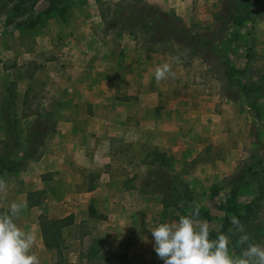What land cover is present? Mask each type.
Listing matches in <instances>:
<instances>
[{"label": "rangeland", "instance_id": "rangeland-1", "mask_svg": "<svg viewBox=\"0 0 264 264\" xmlns=\"http://www.w3.org/2000/svg\"><path fill=\"white\" fill-rule=\"evenodd\" d=\"M113 1L31 0L23 4L19 14L5 8L0 10V103L6 97L8 85L14 86L17 112L26 88H44L60 103L57 120L61 101L56 93L60 87L73 80L83 87L90 75L94 80H102L103 85L116 81L113 97L127 100L126 122H141L142 128L131 130L136 135L131 132L125 141L109 144L111 158L107 169L113 184L105 193L110 198L107 202L114 200L108 205L99 201L84 205L83 215L79 209L76 215L72 213L73 223L62 230L63 255L67 259L76 256L78 263L77 252L82 249V243L87 245L95 237L103 248L123 257L127 264H163L154 251L149 230L160 222L176 221L181 214L175 207L163 206L158 194L126 191L125 186L138 183L130 181L133 170L144 173L151 168L152 151L163 152L178 178L188 182L192 189L189 200L183 194L171 196L186 214L193 210L194 202L199 204L200 219L208 217L210 232L218 231V218L229 215L231 219L224 207L232 192L230 186H220L222 179L234 174L250 151L256 150L255 141L264 142V96L256 91L244 95L240 90L242 83L260 80L264 75V0H234L236 23L222 38L212 41L216 44V57L205 58L204 54L190 56L173 46L157 44L160 38H152L153 44L147 47V38L141 32L136 38L126 32L118 35L103 32L99 10ZM144 1L160 11L179 16L193 29H198L196 25L212 24L214 15L223 14L232 2ZM50 2L53 10L47 11ZM247 52L250 56L243 75L239 70L244 68ZM164 63L170 65L174 75L157 81L155 68ZM111 76L113 79H106ZM160 85L165 92L158 96L153 111L149 107L153 97L145 91ZM158 108H165L168 113L161 119L160 129L148 128L146 125ZM4 130L0 118V138L4 137ZM81 174L87 188L88 178L93 185L99 173L92 168ZM255 188L249 182L240 186L231 198V203L240 205L239 212H246L243 205L256 195ZM0 195L5 197L0 199V213H5L16 196L9 192ZM41 197L39 190L28 191L27 205ZM116 199L127 201L126 205L120 204L125 212L116 214ZM68 210L59 205L53 215L40 214L59 218L69 214ZM112 211L118 218L109 220L111 217L106 212ZM250 218L253 226H245V231L250 235L257 233L259 236H251L252 240L264 243V200H260ZM106 219L114 223L107 226L114 234L108 235L110 245L100 241L99 226ZM83 233L89 235L83 236ZM230 248L234 254H240L241 246L235 242Z\"/></svg>", "mask_w": 264, "mask_h": 264}, {"label": "trees", "instance_id": "trees-1", "mask_svg": "<svg viewBox=\"0 0 264 264\" xmlns=\"http://www.w3.org/2000/svg\"><path fill=\"white\" fill-rule=\"evenodd\" d=\"M30 1L3 0L0 3V10L5 8L13 14H19L22 12L23 4ZM231 1V4L226 6L228 10L223 14L214 15L212 24L196 25L198 29L187 26L179 16L160 11L144 0H137V2L115 0L105 3L99 10V17L103 32L112 31L115 35L126 32L134 38L137 37L138 32H141L147 38V47L153 44L150 41L152 38H160L156 41L157 44L159 42V44L168 47L173 46L180 53L198 57L200 54H204V58L209 55L216 57V44L214 45L212 41L216 42L218 37L222 38L236 23L234 16L236 5L234 0ZM52 8L50 2L46 10L52 11ZM61 8L58 9L62 11ZM249 56L248 52L244 55L245 65L239 70L241 74L247 69L246 64H248ZM224 62L226 61L224 60ZM261 76L262 79H257L259 81L241 84L240 90L244 95L256 91L262 97L264 96V75ZM249 80L251 79L249 78L248 82ZM6 92V97L0 103V118L5 127L4 137L0 138V178L5 174L24 169L28 162L39 159L46 151L48 139L55 131L56 113L60 104L49 90L44 88L33 90L28 87L22 93L17 112L14 86L8 85ZM20 121H23L22 125H20ZM255 142L256 150H251L235 173L224 177L220 185L221 187L230 186L232 192L228 198V203L230 202L231 205L227 203L224 210L229 211L231 217L236 216L245 226L251 227L253 219L250 217L257 211L260 200H264V142ZM150 164L151 168L144 173L132 169L130 181L137 180L138 183L132 182L125 187L140 194L156 193L163 206L175 207L181 215H185L186 213L177 205V202L172 200L171 196L183 194L182 196L189 200L192 192L189 183L178 178L163 152L152 151ZM258 166H261L260 170H258ZM91 180L88 178L86 190L92 189L93 185L89 184ZM249 182L255 185L256 195L250 202L243 205L246 212L242 213L239 212L240 205L231 203V198L240 186ZM205 219L208 220V217L206 216ZM217 220L219 229L211 232V238H215L220 232L228 234V229L231 226L229 215ZM72 223V213L59 218H48L43 214L36 217L41 243L46 249L53 252L56 264H69L67 256L63 255L62 230ZM87 235L89 233H83V236ZM251 236L257 238L259 235L253 233ZM230 239L233 244L237 237L233 236ZM79 243L81 245V239ZM77 259V264H127L123 257L113 253L109 248H103L95 237L89 239L87 245L82 243V249L77 252Z\"/></svg>", "mask_w": 264, "mask_h": 264}, {"label": "crops", "instance_id": "crops-1", "mask_svg": "<svg viewBox=\"0 0 264 264\" xmlns=\"http://www.w3.org/2000/svg\"><path fill=\"white\" fill-rule=\"evenodd\" d=\"M91 76L86 79V82L84 81L83 87L79 86L80 82L73 80L64 88L60 87L57 90L56 95L61 101L60 116L56 120L55 131L49 138L48 147L40 158L28 162L20 171L1 177L6 184L4 192L16 196L13 197V201H23L27 204L28 191L42 192V197L32 205H27L16 220L18 226L25 231H30L35 237L32 251L38 257L40 264L56 263L53 252L41 243L36 216L42 212L53 215L59 205L66 206L69 209L67 213L76 215V210L79 209L83 215V209L89 203L99 201L112 204L111 201L114 198L107 202L110 198L105 193L106 188L113 184L112 176L107 169L111 158L109 144L125 141L131 137L129 135L133 130L142 128L141 122L138 124L126 122L127 100L122 97L117 99L113 97L116 81L110 80L111 83L106 82L103 85L100 82L102 80H94ZM106 79H113V77ZM152 88L145 92L153 97L149 107L154 111L158 96H162L165 89L163 85ZM167 113L168 110L165 108H158L152 113V120L146 126L159 128L161 119ZM92 168L99 174L92 189L86 190L81 173ZM126 202L124 199L114 201L117 205L116 214L119 211L125 212L120 204L126 205ZM106 213L111 217H107L109 220L118 218L113 211ZM111 225L114 223L107 222V219L101 220L99 232L100 241L103 244L107 242L110 245L111 236L114 234H111V228L107 226ZM109 234L111 236H108ZM68 262L77 264L76 256L70 257Z\"/></svg>", "mask_w": 264, "mask_h": 264}, {"label": "clouds", "instance_id": "clouds-1", "mask_svg": "<svg viewBox=\"0 0 264 264\" xmlns=\"http://www.w3.org/2000/svg\"><path fill=\"white\" fill-rule=\"evenodd\" d=\"M154 74L157 81L174 75L168 63L157 66ZM5 189V181L0 178V193ZM4 198L0 195V199ZM26 208V202L12 201L8 211L0 213V264H40L32 251L35 237L16 223ZM230 224L228 234L220 232L211 238L210 225L200 219V206L194 202L188 214L173 222H160L149 231L154 251L163 264H264V243L252 240L236 216L231 217ZM233 236L241 246L239 255L230 248Z\"/></svg>", "mask_w": 264, "mask_h": 264}]
</instances>
